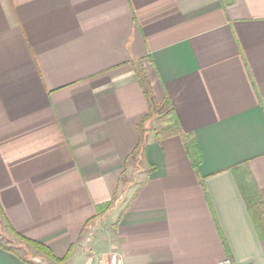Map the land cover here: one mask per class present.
<instances>
[{
    "label": "crops",
    "instance_id": "1",
    "mask_svg": "<svg viewBox=\"0 0 264 264\" xmlns=\"http://www.w3.org/2000/svg\"><path fill=\"white\" fill-rule=\"evenodd\" d=\"M141 66L198 166L149 128L130 157ZM0 206L63 264H264V0H0Z\"/></svg>",
    "mask_w": 264,
    "mask_h": 264
},
{
    "label": "trees",
    "instance_id": "2",
    "mask_svg": "<svg viewBox=\"0 0 264 264\" xmlns=\"http://www.w3.org/2000/svg\"><path fill=\"white\" fill-rule=\"evenodd\" d=\"M140 81L145 87V94L148 98L149 107H150V114L147 118L142 119L139 121V128H140V142L138 144L137 150L131 154L132 159H137L139 155H142L145 145L148 141V127L147 122L151 120H155L159 124V129L156 132V135L163 138V136H176V134L180 135L183 138V141L185 143V147L187 148L188 154L192 157V160H194L195 167L198 166L200 159L197 157V151L194 145H192V142L190 139H188V136L183 132L180 121H178V118L175 114L174 109L171 107V103L166 100L163 101L161 105H158L155 101V97H153L152 89L150 84L147 82V76L146 72H144L143 67L141 66L138 70ZM111 203L104 204L101 208L98 214H103L106 212L110 207ZM252 213V210H251ZM0 214L2 216V219H4L6 228L9 232L14 235L17 240L20 241V245L24 251H27L28 249H34L36 250L40 255L44 256L50 263L55 264H63L66 262V260L70 256V252L66 254V257L64 258H58L54 256L51 252V249L45 245L44 243L37 242L29 237H25L23 234L19 233L18 231H15L7 219L5 218V214L3 212L2 207L0 206ZM253 221L256 223V227L259 231V234H261L262 237H264V232L261 228V223L257 221V217L253 214ZM88 225V224H87ZM85 232V231H84ZM0 246L5 248L6 250L15 253L17 256H19L24 262L26 263H37L42 264L40 262H36L34 259H31L30 257H26L24 254L20 252L21 247H14L13 245L9 243H5L2 240H0ZM19 248V249H18ZM27 248V249H25Z\"/></svg>",
    "mask_w": 264,
    "mask_h": 264
},
{
    "label": "rangeland",
    "instance_id": "3",
    "mask_svg": "<svg viewBox=\"0 0 264 264\" xmlns=\"http://www.w3.org/2000/svg\"><path fill=\"white\" fill-rule=\"evenodd\" d=\"M147 127L149 129H155L158 130L159 129V124L155 121V120H151L149 122H147ZM140 165V163L138 164V166ZM132 179V178H131ZM140 179H137L136 177L132 179L133 182H137ZM0 240H2L5 243H9L11 245H13L14 247H21L19 246L21 243L19 240H17V238L12 235L11 232H9L6 228V224L4 219H2V216L0 214ZM19 249V248H18ZM27 249V248H25ZM20 252L22 254H24L26 257H30L31 259L40 261V258H45L44 256L40 255L36 250L34 249H28L27 251H24L22 249V247L20 248ZM92 259V258H91ZM40 263H42V261H40ZM43 264V263H42Z\"/></svg>",
    "mask_w": 264,
    "mask_h": 264
},
{
    "label": "built area",
    "instance_id": "4",
    "mask_svg": "<svg viewBox=\"0 0 264 264\" xmlns=\"http://www.w3.org/2000/svg\"><path fill=\"white\" fill-rule=\"evenodd\" d=\"M92 264H124L122 253L118 251H108L104 254L92 256ZM220 264H234L229 258L221 260ZM245 264H255L246 262Z\"/></svg>",
    "mask_w": 264,
    "mask_h": 264
},
{
    "label": "water",
    "instance_id": "5",
    "mask_svg": "<svg viewBox=\"0 0 264 264\" xmlns=\"http://www.w3.org/2000/svg\"><path fill=\"white\" fill-rule=\"evenodd\" d=\"M40 261H42L43 264H52L46 258H40ZM53 264H55V263H53ZM85 264H92V259L90 258Z\"/></svg>",
    "mask_w": 264,
    "mask_h": 264
}]
</instances>
